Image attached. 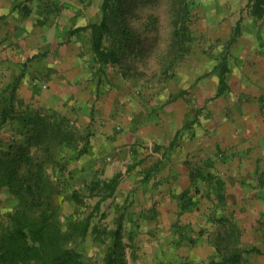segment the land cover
<instances>
[{
	"label": "rangeland",
	"instance_id": "obj_1",
	"mask_svg": "<svg viewBox=\"0 0 264 264\" xmlns=\"http://www.w3.org/2000/svg\"><path fill=\"white\" fill-rule=\"evenodd\" d=\"M102 2L0 0V112L7 111L4 122L0 114V147L5 149L10 142L21 140L26 119L35 112L50 121L63 119L65 130H74L71 143H63L57 162L49 166L48 172L56 186L54 202L67 244L87 264L103 263L112 240L110 231L119 219L123 225L124 264H264V195L258 194L263 187L256 177L252 181L246 173L210 175L214 187L200 186L196 195L180 200L181 208L173 212V220L160 217L149 223L150 215L156 212L144 207L137 192L136 196H123L122 189L102 201L98 210L93 209L99 199L89 196L93 183L107 180L115 173L72 172L79 162L76 153L87 145L91 134L79 131L75 120L67 116L70 99L56 102L59 87L53 85L54 80L48 81L45 74L62 58L61 46L65 45L63 51L67 55L71 49L80 63L86 62V68L82 63L83 69H87L83 82L92 78L96 83L89 99H98L105 89L111 93L113 88L123 86L133 94L132 98L143 102L150 118L159 116L178 97L183 99L185 121L176 130V139L191 133L190 125L198 119L193 115L195 109L208 111L209 103L216 100L214 119L210 117L214 127L222 123V114L237 110L245 99L241 98L243 91L236 87L238 82H232L230 90L217 99V95H210L211 81H202L212 74V63H218L237 36V26H243L244 16L232 17L228 11L222 12L230 7L229 0H113L109 11L111 28L104 37V46L110 49L114 60L100 67L91 51L90 30L78 28L101 19ZM233 4H239L240 14L245 10L248 13L250 6L254 12L250 0H236ZM78 74L80 78L81 72ZM195 75L203 76L192 81ZM59 83L68 94L74 91L72 80L62 76ZM218 85L217 81V88ZM197 90L206 96L204 102L192 96ZM98 102L87 105L91 112L96 111ZM89 117L86 114L85 125L87 121L91 123ZM114 126L121 130L123 125L118 122ZM110 162L105 160L104 166ZM248 166L264 171V161ZM225 190L227 200L223 202ZM72 192H77L84 204H76ZM17 205L18 199L12 192L1 188V223L8 221V213ZM92 211L94 230L85 237L71 235L72 220ZM232 254L233 260L222 263Z\"/></svg>",
	"mask_w": 264,
	"mask_h": 264
},
{
	"label": "crops",
	"instance_id": "obj_2",
	"mask_svg": "<svg viewBox=\"0 0 264 264\" xmlns=\"http://www.w3.org/2000/svg\"><path fill=\"white\" fill-rule=\"evenodd\" d=\"M233 1L236 0H229L230 7L222 12L226 14L228 11L234 15L232 17L244 16L243 26H237V36L226 47V53L218 63L217 60L212 63V74L205 76L202 81H211L210 95H217V99L230 90L232 82H238L240 85L236 87L240 88V92L243 91L241 98L245 99L238 104L237 110L222 114V123L214 127L211 126L210 117L214 119L213 109L218 103L216 100L209 103L211 107L209 105L208 111L195 109L193 115L196 114L195 118L198 119L190 125L191 133L176 139V130L185 121V101L180 97L154 118L148 116L143 102L132 98L133 94L130 95L129 89L123 86L113 88L111 93L105 89L98 99L95 96H92L93 100L89 99L91 91L96 88L95 80L90 78L83 82L87 76L86 62H82L85 66L83 69V64L73 54V50L69 49L68 55L63 51L65 45L59 51L63 59L46 70L48 81L54 80L53 85L59 87L54 97L56 102L70 99L67 116L75 120L79 131H90L91 134L86 151L79 156L78 165L72 172L120 173L116 190L122 189L123 196H136L137 192L144 207L156 212L149 217L148 222L151 224L160 217L175 219L173 212L181 208L180 200L196 195L200 186L214 187L209 176L215 173H246L252 181L256 177L264 188V173H261L264 171L257 166H248L250 163L264 161V14L259 16L250 11L251 6L248 7V13L245 10L240 14L239 4L234 5ZM252 2L250 0V4ZM66 55L68 62L64 65ZM223 57L229 67L226 78L228 88L217 94V66ZM62 76L75 83L72 93L68 94L63 84H58ZM202 76L195 75L192 81ZM193 94L194 99L204 102L206 96L199 90ZM97 100L96 111L91 112L87 105L90 103L91 106ZM224 105L220 104L223 108ZM86 114H89L91 123L87 121L85 125ZM118 122L123 125L121 130L115 129L114 124ZM105 160H110V164L104 166ZM219 164L223 167H219ZM225 185L226 180L224 188ZM263 188L257 192L261 196L264 195ZM222 193L223 202H226V190ZM213 194L215 196V191Z\"/></svg>",
	"mask_w": 264,
	"mask_h": 264
},
{
	"label": "trees",
	"instance_id": "obj_3",
	"mask_svg": "<svg viewBox=\"0 0 264 264\" xmlns=\"http://www.w3.org/2000/svg\"><path fill=\"white\" fill-rule=\"evenodd\" d=\"M103 0L102 17L79 29L90 30L91 51L100 67L114 60L110 49L104 46V37L110 33L111 2ZM254 13L264 14V0H253ZM110 11V12H109ZM219 86L217 94L228 88L229 67L223 57L217 66ZM9 107L8 110L12 111ZM2 121L7 111L0 112ZM63 119L50 121L40 113H31L26 119L24 137L10 142L7 148L0 147V189L7 188L18 199L17 207L8 213V221L0 222V264H87L81 254L68 246L67 237L61 229L59 214L54 202L56 186L50 178L49 166L57 162L63 143H71L74 130L66 129ZM86 146L76 153L79 157ZM120 173L107 180L93 183L89 196L99 197L94 205L98 210L102 201L113 197ZM71 197L76 204H84L77 192ZM93 211L82 218H74L69 225L71 235L85 237L95 226L91 224ZM122 221L110 231L112 240L102 264H124L126 252L122 241ZM235 254L224 259L228 263ZM211 264H221L211 262Z\"/></svg>",
	"mask_w": 264,
	"mask_h": 264
}]
</instances>
